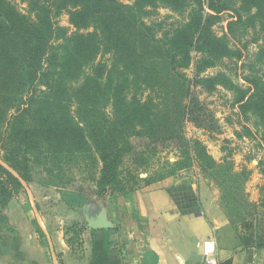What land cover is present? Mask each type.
<instances>
[{"label":"trees","instance_id":"trees-1","mask_svg":"<svg viewBox=\"0 0 264 264\" xmlns=\"http://www.w3.org/2000/svg\"><path fill=\"white\" fill-rule=\"evenodd\" d=\"M129 1L19 0L23 13L10 0H0L3 206L23 189V182L29 183L31 163L42 164L50 175L80 160L99 163V199L109 191L132 192L137 179L153 181L125 166H143L160 145L186 146L182 136H174L177 131L166 136L168 113L177 111L181 123L205 128L210 114L190 89L199 81L206 91L217 86L233 91L240 116L246 118L254 108L264 121V81L256 70L257 63L264 64V0ZM158 9L183 20L166 29L162 23H148ZM63 15L69 27L59 25ZM225 15V32L219 36L214 27ZM259 42L254 61L242 65L249 88L238 87L223 73L186 85L182 70L190 67L193 52L199 54L194 68L201 74L224 60L237 65L249 44ZM165 77L178 78L177 91L185 88L184 97L163 89ZM260 141L264 147V132ZM198 156L212 160L205 151ZM124 173L135 177L124 179ZM229 224L239 231L244 249L264 248L263 234L251 233L259 228L256 219L243 218L238 227ZM34 226L43 236L36 222ZM67 233L68 245L79 242L77 226Z\"/></svg>","mask_w":264,"mask_h":264},{"label":"rangeland","instance_id":"rangeland-1","mask_svg":"<svg viewBox=\"0 0 264 264\" xmlns=\"http://www.w3.org/2000/svg\"><path fill=\"white\" fill-rule=\"evenodd\" d=\"M10 1L16 4L21 12H25V5L19 0ZM223 18L224 20L214 27V31L219 36L226 28L227 16ZM182 20V17L168 9H158L156 15L147 22L162 23L166 29L169 25ZM58 23L69 27L65 15L59 18ZM247 41H250L249 37ZM260 43L249 44L243 54L244 57L237 62V65L232 61L224 60L222 65L207 69L201 74L194 68L199 60V54L193 52L190 67L182 70L186 85L187 81L210 78L223 73L238 87L249 88L243 79L248 73L242 65H245L248 59L249 62L254 61L255 58L252 57ZM256 65V70L259 71L258 77L264 81V64L261 62ZM168 67L170 70V66ZM161 83L163 89L172 91V94L175 93L181 98L184 97L185 88L180 87L181 92L177 91V85L180 83L178 78L165 77ZM190 89L194 101L209 112L210 122L203 124L205 128H199L186 120L181 123L182 117L177 111L168 113L171 118L169 121L166 119V136H172L173 131H177L174 136H182L187 144L182 148L175 144L171 147L160 145L158 152L149 156L143 166L126 165V168L130 167V171L137 170L140 178L153 180L147 183L137 179L132 192L167 179H184L194 184L203 182L214 193L223 215H228L230 222L238 227L243 218H248L250 221L256 219L259 228L257 231L252 230L251 233L256 237L262 234L264 236V147L260 141L264 132V121L260 119L257 109L254 108L246 118L240 116L234 104L235 94L226 87L217 86L215 90L206 91L199 81V84L196 83L195 87ZM182 101L187 102L186 98ZM198 118L200 119V116ZM245 128L249 129L250 133ZM204 151L212 160L197 159ZM2 155L0 142V164L5 166L1 161ZM93 158L98 161L95 154ZM29 167V183L23 182V189L5 206L0 198V264H58L60 255L55 252L54 244L60 243L61 233L69 230V226L61 224L67 219L68 203L59 196L73 194L92 201L94 199L105 201L122 196L109 191L103 199L97 197L99 191L96 182L100 165L99 163L93 165L90 159L80 160L76 165L72 163L65 166L61 173L54 171L52 175L45 172L42 164L31 163ZM56 175H59V179ZM123 177L129 180L135 176L124 173ZM251 212L255 213V217H247ZM225 218L227 219L226 216ZM35 222L43 232V236L37 232ZM46 223L54 228L50 231L45 229L47 234L44 230L47 227ZM67 234L63 237L64 240L70 236L69 233ZM81 246L82 243L80 244L79 241V246L71 248L77 257L82 251Z\"/></svg>","mask_w":264,"mask_h":264},{"label":"crops","instance_id":"crops-1","mask_svg":"<svg viewBox=\"0 0 264 264\" xmlns=\"http://www.w3.org/2000/svg\"><path fill=\"white\" fill-rule=\"evenodd\" d=\"M60 197L68 203L61 224L81 229L82 243L77 257L63 238L66 233H61L54 248L63 264H264V248L240 246L239 231L230 226L203 182L167 179L105 201L73 194ZM99 213L112 228L89 229L88 217ZM46 226L44 230L54 229ZM207 239L216 245L211 262L202 254Z\"/></svg>","mask_w":264,"mask_h":264},{"label":"water","instance_id":"water-1","mask_svg":"<svg viewBox=\"0 0 264 264\" xmlns=\"http://www.w3.org/2000/svg\"><path fill=\"white\" fill-rule=\"evenodd\" d=\"M87 223L89 229L91 230H105L112 228V226L107 222L103 213L88 217Z\"/></svg>","mask_w":264,"mask_h":264},{"label":"built area","instance_id":"built-area-1","mask_svg":"<svg viewBox=\"0 0 264 264\" xmlns=\"http://www.w3.org/2000/svg\"><path fill=\"white\" fill-rule=\"evenodd\" d=\"M216 252V245L213 240L207 239L202 243V254L206 261L211 262V258Z\"/></svg>","mask_w":264,"mask_h":264}]
</instances>
